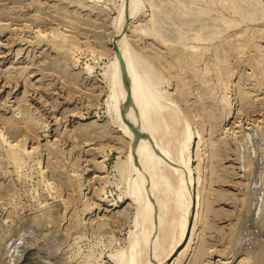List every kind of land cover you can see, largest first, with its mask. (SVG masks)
Instances as JSON below:
<instances>
[{"label": "rangeland", "instance_id": "obj_1", "mask_svg": "<svg viewBox=\"0 0 264 264\" xmlns=\"http://www.w3.org/2000/svg\"><path fill=\"white\" fill-rule=\"evenodd\" d=\"M140 1L118 26L127 0H0V264H117L129 245L136 172L109 96L122 28L193 179L184 227L153 214L141 259L264 263V0Z\"/></svg>", "mask_w": 264, "mask_h": 264}, {"label": "bare ground", "instance_id": "obj_2", "mask_svg": "<svg viewBox=\"0 0 264 264\" xmlns=\"http://www.w3.org/2000/svg\"><path fill=\"white\" fill-rule=\"evenodd\" d=\"M140 3V0H127V4L125 6L128 7L130 16L135 15V13L140 7ZM117 15L118 24V21L123 20L124 17V8L122 7V4ZM121 22L123 21H119L120 24H118V26L121 25ZM118 46L120 47V50L122 52V57L124 59L125 65L124 73L131 87L132 94L128 92L126 86L122 81L116 57L114 54V59L111 61L110 64L112 78L110 77L111 86H109V96L112 100V108L114 109V112H117L118 114L117 119H120L122 127L124 126L125 120H127V132L134 138L137 145L135 148L132 144L130 145L129 142L130 148L128 150L129 152L125 162L130 175L136 172V176H131V178L129 177L130 180L128 179L130 181L128 193L132 198L135 199L137 209L135 220L133 222L134 225L132 224L133 228H131V231L128 235L129 245L126 249H123L122 251H118L117 253L113 254V256L116 258L117 264H149L150 262H147L148 260L144 262L141 259L142 249L145 247L149 240V234L146 233V230L149 229V227L145 226V222H148V224L153 222L152 218L156 214L159 222H162L163 212L166 210L167 207L171 206L173 207V211H179L178 213H175L174 218L182 229L185 225V220L187 219L186 208L188 204H190L187 196V193L189 191L186 187L189 188L190 186H192L193 179L191 178L189 180L190 186L188 183L186 184L183 182L181 172L179 171V168L177 166L178 161H183L179 158V156L175 155L176 153L170 148V139L164 138L165 132H163L161 129L163 121V123H165L164 127H167L171 133L176 130V127L172 126L171 128V125H169L166 122V119L164 118L166 113L172 114L173 111H171V109L168 108L166 103L164 102V99L166 97L159 88L158 80L152 72L145 71L140 68V61H138L135 55L129 50L126 44L124 34H118ZM132 96L134 98L135 103L133 107H131ZM122 101L125 103V107H123V111L119 113V108L121 106L120 104L122 103ZM187 132L188 129H186L185 138H187ZM243 145L245 146L246 142ZM247 153L245 155H247ZM244 158L243 160H245ZM188 169L191 174V167H188ZM146 181H148L147 188L145 186ZM149 190H151V193L154 195H151V197L153 196L156 198L155 201L157 204V211L154 210L155 208L153 209V204L155 202H152V204L147 199V194L150 193ZM249 198L250 197H248V199ZM153 210L155 212H153ZM238 223V226L240 227V220ZM238 226L237 228H239ZM237 230L239 231V229ZM236 233L237 232H235V234ZM153 242L155 248H159L162 245L159 238L157 237L154 238ZM252 255L254 256L253 253ZM260 255L262 256V254ZM257 258V260H260L259 257ZM252 259L254 260V258ZM255 262L259 263L258 261Z\"/></svg>", "mask_w": 264, "mask_h": 264}, {"label": "water", "instance_id": "obj_3", "mask_svg": "<svg viewBox=\"0 0 264 264\" xmlns=\"http://www.w3.org/2000/svg\"><path fill=\"white\" fill-rule=\"evenodd\" d=\"M131 16L129 14V9L128 7L125 8L124 10V19H125V22H128V20H130ZM123 29V28H122ZM122 29H117L114 36H113V48H114V54H115V57H116V61H117V64H118V68H119V71H120V76L122 78V81L124 83V85L126 86V89L128 90L129 93L132 94V90H131V87L125 77V73H124V70H125V65H124V59L122 57V52L120 50V47L118 46V34L119 32L122 31ZM134 98L133 96L131 97V107L134 106ZM127 120H125V123H124V126L122 127L123 129V133L126 135V137L128 138L129 142L136 148V141L134 140V138L128 134L127 132ZM139 165V164H138ZM147 199L150 203H152V197H151V193H148L147 194Z\"/></svg>", "mask_w": 264, "mask_h": 264}]
</instances>
